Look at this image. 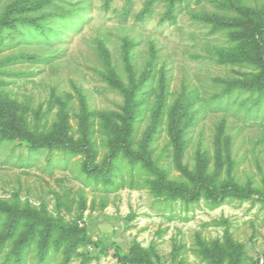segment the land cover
Wrapping results in <instances>:
<instances>
[{"label":"rangeland","instance_id":"374dc122","mask_svg":"<svg viewBox=\"0 0 264 264\" xmlns=\"http://www.w3.org/2000/svg\"><path fill=\"white\" fill-rule=\"evenodd\" d=\"M18 1L0 0V22ZM146 1L53 0L0 31V121L38 145L0 132V204L21 214L9 230L0 213V264H138L133 246L150 264H264L259 196L164 188L264 194V97L238 87L262 75L219 57L262 25L264 0H185L169 22L162 1L138 20Z\"/></svg>","mask_w":264,"mask_h":264},{"label":"trees","instance_id":"16d2710c","mask_svg":"<svg viewBox=\"0 0 264 264\" xmlns=\"http://www.w3.org/2000/svg\"><path fill=\"white\" fill-rule=\"evenodd\" d=\"M156 1H162L166 5V11L162 15L160 21L161 22H169L175 20V14L174 9L177 3L183 2L185 0H147L145 2L144 8L141 11L138 20H142L146 14H148L151 11V7L154 2ZM128 2H131V0H128ZM53 0H47L46 2H37V3H31L28 0H19L18 2L11 5L8 10L5 12L4 19L0 22V31L6 29V28H12L11 22L9 21L8 17L11 15H23L29 12L33 11H40L46 6L53 5ZM262 25L255 29L254 31L250 33H244L243 36L238 38V41L236 45L230 49V50H222L219 53L220 62L222 63H235L238 65L247 64L252 66L254 69L258 71L262 75L261 80L257 82H251L249 85H239V89L246 87L249 88L250 91L257 92L260 97H264V49L261 44V31L264 30V19L261 20ZM39 35L41 37H46L45 32L42 28L39 27L38 31ZM28 35L25 34L24 36ZM21 35V37H24ZM114 84V79L111 81ZM125 95V101L126 105L124 108L125 113L128 116V119L126 120L127 124L131 122V109L133 105V98L134 93L130 90H126L124 92ZM0 132H2L4 135L8 136L12 139H18L23 142L28 143V145L36 149L38 148V145L29 137L21 134L20 132L13 131L12 129H9L7 127H4L0 121ZM65 141L61 137H54L48 141H45L42 143V145H52V144H64ZM124 152L130 156L131 158H136L137 155L133 152H131L127 147L124 148ZM163 188V187H161ZM168 190V192L173 195L174 197H179L182 200H185L186 202H192L198 200L203 194L207 200H209L213 205L219 206L222 204V202L225 200V198L231 197L236 198L238 200H245L248 198H251L254 195H257L260 197V200L264 201V194L261 192H256L252 190H246V189H238L234 188L230 185H222L218 189L213 188L207 184H198L196 187H194L193 190H189L187 188L176 186V185H168L167 187H164ZM0 213L4 214L8 218V227L9 230H13L16 226V224L21 223V214L19 212V209L17 207H8L4 204H0ZM52 226L56 229H64L66 231L69 230L68 227H66L61 220L53 221ZM31 232L32 230L29 229ZM26 238L21 240L18 243L19 250L23 248L30 238H32L29 234L25 236ZM5 238L2 237L0 239V246L4 243ZM22 246V247H21ZM130 252L135 255L137 258L138 264H150L148 260V254L145 250L141 249L140 247L133 246L130 249ZM216 252L219 256H223L224 250L216 248ZM20 252H17V256L15 257V263H18L21 259Z\"/></svg>","mask_w":264,"mask_h":264}]
</instances>
